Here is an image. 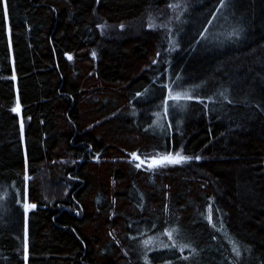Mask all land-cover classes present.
I'll list each match as a JSON object with an SVG mask.
<instances>
[{"label":"trees","instance_id":"16d2710c","mask_svg":"<svg viewBox=\"0 0 264 264\" xmlns=\"http://www.w3.org/2000/svg\"><path fill=\"white\" fill-rule=\"evenodd\" d=\"M218 9L236 44L199 38ZM1 187L0 264H155L175 227L176 264H264V0H0Z\"/></svg>","mask_w":264,"mask_h":264},{"label":"rangeland","instance_id":"374dc122","mask_svg":"<svg viewBox=\"0 0 264 264\" xmlns=\"http://www.w3.org/2000/svg\"><path fill=\"white\" fill-rule=\"evenodd\" d=\"M226 5H223V9L225 10ZM224 12L221 11V9H218L216 14H213L208 24L204 29L201 30L199 34V38L203 39H213L218 38L219 36H222L223 38H232L228 43H232L234 41V44L238 41V38L243 33V27L239 25V23L232 19H230V25H228L224 19L225 15ZM226 19V18H225ZM227 21V20H226ZM226 23V26H225ZM229 27L225 29V27ZM224 27V28H223ZM225 44V45H226ZM224 45V46H225ZM158 83L163 85L165 89V94L163 92L162 98L164 101V104L162 106V109L157 112L155 119L152 123L151 130L157 131L159 133H163L164 131V124H165V117L167 118L170 113V107H180L184 103V99L187 96L188 93L191 92L188 86H186L183 82V76L181 73L174 74L172 72V69L168 67V69L164 72L163 76L157 77ZM177 97H179L177 99ZM171 100L170 105H166L167 100ZM177 152H166V151H160L153 154H146L135 151V155L140 156L143 159H134L133 154L132 155V162L135 166L140 165L139 167H148L147 165L151 162L153 164V161L159 160L161 157L168 156L169 154L175 156ZM154 159L153 161H151ZM143 161V163H141ZM168 164V163H165ZM8 198V191L6 188H0V202H3L5 200H9ZM6 201V202H7ZM5 202V203H6ZM9 202L6 203L8 205ZM23 206L25 205L24 202L21 203ZM5 205V204H4ZM28 204L25 205V208L27 209ZM1 214H3L1 212ZM4 215V214H3ZM167 232H157L153 234L147 235L142 243L144 247L151 248L153 250L154 254V260L152 263L155 264H176L180 259L181 260H191V256L195 257L199 255V251H197V248L194 246V243L192 240H190L188 234H184L183 230L179 229L178 227H175L174 229H166ZM190 251V253H188Z\"/></svg>","mask_w":264,"mask_h":264},{"label":"snow or ice","instance_id":"6c2138e0","mask_svg":"<svg viewBox=\"0 0 264 264\" xmlns=\"http://www.w3.org/2000/svg\"><path fill=\"white\" fill-rule=\"evenodd\" d=\"M70 58L71 57H69V59ZM178 98L179 97H177V99ZM14 111H16V112L20 111L19 102H17L16 108L14 109ZM133 156H134V159H138V157H136L135 154H133ZM185 159H188V158L183 156L181 153H176L175 156L169 154L168 156L161 157L159 160L153 161V164L150 166H160V165H163L165 163L178 164V163H181L182 161H184ZM141 163H143V161ZM137 166L139 167L140 165H137ZM27 207L34 208L35 205H27Z\"/></svg>","mask_w":264,"mask_h":264},{"label":"bare ground","instance_id":"6f19581e","mask_svg":"<svg viewBox=\"0 0 264 264\" xmlns=\"http://www.w3.org/2000/svg\"><path fill=\"white\" fill-rule=\"evenodd\" d=\"M151 154H153V153H151ZM141 159H143V158H141ZM154 159H152L151 161H153Z\"/></svg>","mask_w":264,"mask_h":264},{"label":"water","instance_id":"95a60500","mask_svg":"<svg viewBox=\"0 0 264 264\" xmlns=\"http://www.w3.org/2000/svg\"><path fill=\"white\" fill-rule=\"evenodd\" d=\"M95 158H97V156Z\"/></svg>","mask_w":264,"mask_h":264}]
</instances>
